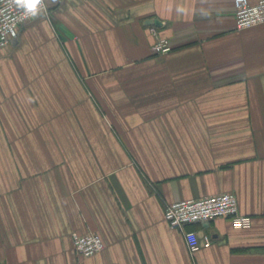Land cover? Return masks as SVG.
Instances as JSON below:
<instances>
[{"label": "crops", "instance_id": "obj_1", "mask_svg": "<svg viewBox=\"0 0 264 264\" xmlns=\"http://www.w3.org/2000/svg\"><path fill=\"white\" fill-rule=\"evenodd\" d=\"M48 10L0 49V264H264V23L238 30L234 0ZM223 192L252 226L190 225L191 252L165 207Z\"/></svg>", "mask_w": 264, "mask_h": 264}, {"label": "built area", "instance_id": "obj_2", "mask_svg": "<svg viewBox=\"0 0 264 264\" xmlns=\"http://www.w3.org/2000/svg\"><path fill=\"white\" fill-rule=\"evenodd\" d=\"M236 28L238 30L250 28L264 23V0L251 3L249 0H234ZM49 16V10L47 15ZM31 20L17 22V35L22 25ZM153 33H157L155 27H151ZM0 40V49L7 46L13 38ZM153 51L157 54L168 53L172 46L168 39L158 37L153 45ZM230 219L236 229H246L252 226V217L241 213L237 196L232 192H223L208 195L201 198L180 199L169 203L165 207V218L173 228L183 231L191 252L211 245L209 235L199 236L198 232L188 229L190 225L205 223L216 218ZM75 248L82 257H90L102 251L105 247L102 236L97 232L72 234Z\"/></svg>", "mask_w": 264, "mask_h": 264}, {"label": "clouds", "instance_id": "obj_3", "mask_svg": "<svg viewBox=\"0 0 264 264\" xmlns=\"http://www.w3.org/2000/svg\"><path fill=\"white\" fill-rule=\"evenodd\" d=\"M62 0H0V40L16 37L17 22L40 19Z\"/></svg>", "mask_w": 264, "mask_h": 264}, {"label": "water", "instance_id": "obj_4", "mask_svg": "<svg viewBox=\"0 0 264 264\" xmlns=\"http://www.w3.org/2000/svg\"><path fill=\"white\" fill-rule=\"evenodd\" d=\"M144 24L145 25H149V26H151V25H157V26H159L160 24H161V22H160V20L159 19H155V18H153V19H147L145 22H144Z\"/></svg>", "mask_w": 264, "mask_h": 264}]
</instances>
